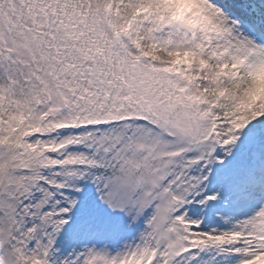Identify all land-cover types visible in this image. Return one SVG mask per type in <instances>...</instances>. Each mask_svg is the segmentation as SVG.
Wrapping results in <instances>:
<instances>
[{"label":"snow or ice","instance_id":"6c2138e0","mask_svg":"<svg viewBox=\"0 0 264 264\" xmlns=\"http://www.w3.org/2000/svg\"><path fill=\"white\" fill-rule=\"evenodd\" d=\"M0 264H264V0H0Z\"/></svg>","mask_w":264,"mask_h":264}]
</instances>
